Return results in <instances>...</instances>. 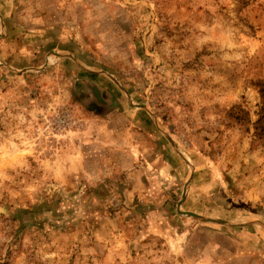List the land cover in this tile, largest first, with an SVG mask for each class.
Returning a JSON list of instances; mask_svg holds the SVG:
<instances>
[{
	"label": "rangeland",
	"instance_id": "1",
	"mask_svg": "<svg viewBox=\"0 0 264 264\" xmlns=\"http://www.w3.org/2000/svg\"><path fill=\"white\" fill-rule=\"evenodd\" d=\"M260 87L264 0H0V264H264Z\"/></svg>",
	"mask_w": 264,
	"mask_h": 264
},
{
	"label": "trees",
	"instance_id": "2",
	"mask_svg": "<svg viewBox=\"0 0 264 264\" xmlns=\"http://www.w3.org/2000/svg\"><path fill=\"white\" fill-rule=\"evenodd\" d=\"M259 94H260L261 97L264 96V91L262 90V87L259 88Z\"/></svg>",
	"mask_w": 264,
	"mask_h": 264
},
{
	"label": "water",
	"instance_id": "3",
	"mask_svg": "<svg viewBox=\"0 0 264 264\" xmlns=\"http://www.w3.org/2000/svg\"><path fill=\"white\" fill-rule=\"evenodd\" d=\"M186 215H193V214H190V213H185Z\"/></svg>",
	"mask_w": 264,
	"mask_h": 264
}]
</instances>
